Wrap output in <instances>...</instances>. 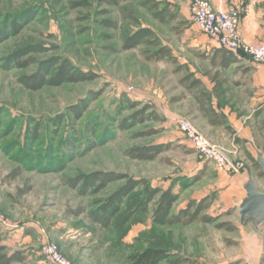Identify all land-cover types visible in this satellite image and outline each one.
Masks as SVG:
<instances>
[{"label": "rangeland", "instance_id": "rangeland-1", "mask_svg": "<svg viewBox=\"0 0 264 264\" xmlns=\"http://www.w3.org/2000/svg\"><path fill=\"white\" fill-rule=\"evenodd\" d=\"M144 1L110 6L101 0H0V215L6 222L0 227L9 249L26 257L14 264H52L43 254L47 242H54L74 264H131L130 256L147 248L167 253L157 264H264V225L241 224L239 205L246 191L242 185L230 188L227 178L237 174L222 178L215 163L201 157L178 126L188 119L205 129L196 96L210 94V102L239 131L228 132L223 144L211 138L222 135L213 128L210 135L198 129L235 163H243V183L260 179L255 160L264 149V113L253 116V91L233 83L239 68L215 67L207 57L209 37L193 21L192 0H151L176 14L164 23ZM142 27L155 31L171 57L156 59L152 53L159 46L147 43L122 49L123 41ZM18 52H24L19 59ZM62 56L98 77L38 90L20 82L22 75H33L43 62ZM24 59L30 64L20 65ZM196 78L201 85L192 87ZM130 101L139 104L131 108ZM151 103L162 121L132 118ZM152 129L158 132L145 134ZM242 129L251 134V153L233 143ZM152 143L168 147L153 160L126 154ZM95 171L172 186L177 194L173 212L205 199V212L218 219L156 223L152 214L158 196L146 201L141 184L105 228L89 213L124 181H110L99 190L90 186L87 192L81 184H67L70 177ZM223 224L233 228L219 226Z\"/></svg>", "mask_w": 264, "mask_h": 264}, {"label": "trees", "instance_id": "trees-1", "mask_svg": "<svg viewBox=\"0 0 264 264\" xmlns=\"http://www.w3.org/2000/svg\"><path fill=\"white\" fill-rule=\"evenodd\" d=\"M102 3H106L110 6H119L123 1L129 0H101ZM144 5L148 6L150 10L154 13V17L161 23L170 22L175 19L176 14L174 12H169L167 8L159 9L157 2L151 3V0L144 1ZM116 26V23L113 24ZM17 28L14 31L17 32ZM122 49L130 50L135 49L140 44L147 43L152 45H157L159 48L152 53L156 59H164L165 57H171V49L168 45H162L159 37L156 35L155 31L151 27H142L136 30L134 33L129 35L123 41ZM238 53L234 52L226 47H216L213 56L211 57V63L215 67L221 69L228 67L231 63L236 61ZM23 55L24 52H18L15 54L16 58ZM244 54V53H242ZM20 65L30 64L29 59H24L19 62ZM98 77L96 72L85 71L80 69L72 63L70 58L67 57H54L50 58L48 61L42 63L41 70L35 72L33 75H22L20 77V82L28 89L38 90L45 85L59 86L66 82H78V81H92ZM192 87L201 85L199 79H194L191 83ZM202 103L208 102L210 100V94L202 92L196 96ZM139 102L130 101L129 105L131 108H136ZM154 105L147 104L141 109H138L133 113L132 118L135 121H144L148 119H156L162 121V117L156 113L153 109ZM78 113L79 109H75ZM262 113V110L258 111L257 114ZM213 122L221 123L223 122L220 115H215ZM264 123V120H263ZM158 132L157 129H152L149 131L148 135ZM239 141L238 138L235 139ZM240 142V141H239ZM168 145L152 143L151 145L138 146L136 148H130L126 150V154L133 159L142 160H153L155 159L163 150L167 149ZM256 159V158H255ZM254 159V160H255ZM257 164V161L255 160ZM261 170V169H260ZM260 175H264V171H260ZM199 177V175L197 176ZM110 181H124V184L119 187L118 190L113 192L109 198L101 202V205L89 213L93 221L98 222L105 228H109L114 219V216L120 211L122 202L125 197L133 192L139 185H143L145 188L144 197L146 201H152L156 196L157 205L152 214L153 220L156 223L169 225V224H179V223H192L198 220L204 222L213 223L218 218L207 214L205 211L209 204L205 203V199L199 201L198 203L190 202L189 205L183 207L177 212H173L175 203L177 202V194L172 186L167 188L161 187L159 185H151V182L146 177H134L127 173L121 174L114 171L100 172L95 171L94 173H80L79 176L70 177L67 179V184L76 188L80 185L82 192H87L88 187L95 186L97 190L105 187L110 183ZM227 226L228 229H232L233 226ZM25 254L21 250H10L6 243V235L2 228L0 227V264H14L23 263L25 261ZM168 258L167 253L160 248H147L141 253L131 255L129 260L131 264H157L161 260ZM181 260L175 261L174 263H180ZM183 261V260H182Z\"/></svg>", "mask_w": 264, "mask_h": 264}, {"label": "crops", "instance_id": "crops-1", "mask_svg": "<svg viewBox=\"0 0 264 264\" xmlns=\"http://www.w3.org/2000/svg\"><path fill=\"white\" fill-rule=\"evenodd\" d=\"M210 2L212 3L213 7L218 10H228L229 8L237 7L241 13L239 22L241 39L248 44L264 43V0H210ZM204 36L207 37L206 35ZM208 40V53H206V55L211 60L215 48H220L221 46L217 43L216 40H213L210 37L208 38ZM236 58V61L223 69L226 70L232 66L239 68L238 80H234L233 83H235L236 86H245L246 88L249 86L250 90L253 91V94L251 96V112H253V116L260 117L264 113V64L255 63L250 56L242 53H238ZM196 103L197 111L202 113L203 117L206 119V128H200L199 126L198 128L201 131L205 130L204 132L208 135H210L209 131L211 128L214 129L215 133H221L222 135L219 136H211V138L215 141H219L224 144L225 142H228L227 139L229 138V136H231V133L228 134V132H230L231 130L234 132L235 129L239 131L240 126L237 123H235L236 126H234L233 119L231 117L227 119L226 115L219 112L218 108L213 102L211 103L210 100L208 102L202 103V101L196 99ZM260 110H262V113L257 114V112ZM217 114L222 117L223 122H213L214 117ZM237 135V138L240 142L235 140V136L232 138L236 149L238 146H242V148L245 147L247 152L251 153L253 144L250 141L251 134L249 130L242 129V131H240V133H238ZM242 139L244 141H242ZM262 151L261 152L264 155V149H262ZM214 166L217 169L215 164ZM217 171L219 170L217 169ZM219 172L222 175V178H226L228 176L227 172ZM244 177V172L234 175V177L231 178L227 177L232 181L229 184L230 188L237 186L241 187V185L245 188V183L247 182L245 181L241 183L242 180H244ZM259 178V180H252L255 184H257L260 191H264V175H260ZM245 196L246 195H244L241 199L243 200ZM261 225H264V223Z\"/></svg>", "mask_w": 264, "mask_h": 264}, {"label": "built area", "instance_id": "built-area-1", "mask_svg": "<svg viewBox=\"0 0 264 264\" xmlns=\"http://www.w3.org/2000/svg\"><path fill=\"white\" fill-rule=\"evenodd\" d=\"M194 23L200 30L221 47H226L234 52H242L250 56L255 63L264 64V43L248 44L240 36V10L229 8L228 10L215 9L210 0H192L190 3ZM180 130L186 139L191 142L195 151L203 158L213 161L219 171L238 174L241 172L242 162L235 163L228 152L207 138L188 119L178 122ZM0 222L6 224L0 215ZM43 254L52 264H74L66 258L53 242L43 245Z\"/></svg>", "mask_w": 264, "mask_h": 264}, {"label": "water", "instance_id": "water-1", "mask_svg": "<svg viewBox=\"0 0 264 264\" xmlns=\"http://www.w3.org/2000/svg\"><path fill=\"white\" fill-rule=\"evenodd\" d=\"M257 162L264 171V155L261 151L257 152ZM246 196L239 206L241 224H253L255 227L264 223V191H260L257 184L250 179L245 183Z\"/></svg>", "mask_w": 264, "mask_h": 264}]
</instances>
